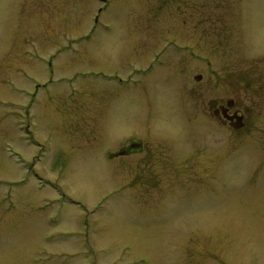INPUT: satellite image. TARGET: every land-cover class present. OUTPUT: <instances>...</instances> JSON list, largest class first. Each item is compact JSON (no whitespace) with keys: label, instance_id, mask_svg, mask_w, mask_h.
Returning <instances> with one entry per match:
<instances>
[{"label":"rangeland","instance_id":"1","mask_svg":"<svg viewBox=\"0 0 264 264\" xmlns=\"http://www.w3.org/2000/svg\"><path fill=\"white\" fill-rule=\"evenodd\" d=\"M0 264H264V0H0Z\"/></svg>","mask_w":264,"mask_h":264},{"label":"flooded vegetation","instance_id":"2","mask_svg":"<svg viewBox=\"0 0 264 264\" xmlns=\"http://www.w3.org/2000/svg\"><path fill=\"white\" fill-rule=\"evenodd\" d=\"M167 46L163 47L160 51L163 53L166 50ZM159 55L153 57V61L147 64L145 69H133L136 71L135 73H144L149 72L153 67H155V60ZM132 67V66H131ZM116 78L118 76H115ZM200 77V79H198ZM197 81L202 80V75H199L195 78ZM120 83H122L123 79L118 77ZM218 77L216 75V83L214 82V89L217 91L218 89ZM210 111L211 115L223 123L224 127H227L229 130H242L247 126V120L249 116V107H240L235 98L227 99V101H223V99L216 96L212 99L210 103ZM137 135V134H135ZM148 148V144L140 140L127 138L118 143V151L115 153H109L110 157H117L118 159H136L139 155H143ZM108 156V155H107ZM145 158V156H142Z\"/></svg>","mask_w":264,"mask_h":264},{"label":"water","instance_id":"3","mask_svg":"<svg viewBox=\"0 0 264 264\" xmlns=\"http://www.w3.org/2000/svg\"><path fill=\"white\" fill-rule=\"evenodd\" d=\"M198 79H200V77Z\"/></svg>","mask_w":264,"mask_h":264}]
</instances>
